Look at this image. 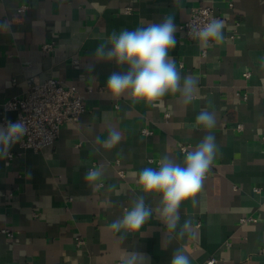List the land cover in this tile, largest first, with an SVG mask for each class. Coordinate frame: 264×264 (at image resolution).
<instances>
[{"label": "crops", "instance_id": "0c3cea01", "mask_svg": "<svg viewBox=\"0 0 264 264\" xmlns=\"http://www.w3.org/2000/svg\"><path fill=\"white\" fill-rule=\"evenodd\" d=\"M199 5L211 6L224 21L222 42L201 47L180 29ZM166 16L178 29L170 55L182 77L198 81L193 101L184 105L179 94L157 106L110 99L106 80L126 67L101 62L87 72L91 53L113 31ZM0 21L10 24L0 31V117H15L5 106L26 94L30 78L77 85L86 108L78 121L62 126L53 146L34 151L16 144L12 158L0 159V264H120L122 250L170 264L178 247L190 264L212 257L216 264H264V0H0ZM51 41L54 48L45 53L43 44ZM202 110L216 115L211 131L218 150L195 203L180 209L181 223L192 221V234L164 246V226L153 216L143 236L129 235L120 244L109 225L140 192L138 172L157 167L165 155L182 161L179 146L193 150L205 135L195 122ZM110 127L122 140L108 150L96 138L106 139ZM143 128L153 134L143 135ZM97 166L103 176L88 184L85 173ZM157 202L146 199L153 208ZM249 217L254 220L241 221Z\"/></svg>", "mask_w": 264, "mask_h": 264}, {"label": "clouds", "instance_id": "9594fccd", "mask_svg": "<svg viewBox=\"0 0 264 264\" xmlns=\"http://www.w3.org/2000/svg\"><path fill=\"white\" fill-rule=\"evenodd\" d=\"M173 2L178 5L180 0ZM188 27V34L199 41L201 47L206 48L209 42L219 43L225 38V24L220 19L204 23L193 21ZM9 30V22L0 21V31ZM177 30L174 17L166 16L160 23L148 21L146 26L133 31H113L91 53L85 71L94 72L101 62L126 67V70L114 71L108 76L104 93L110 99L127 96L134 102L157 106L164 96L179 94L182 103L188 105L194 99L198 81L191 75L182 77L175 59L170 55L177 45ZM195 122L205 131V135L193 150L186 152L182 161L165 155L160 158L157 167H144L138 172L140 192L122 215L109 225L120 244L129 235L143 236L142 229L153 216L158 217L164 226V246L192 234V221L186 218L181 223L180 209L189 200L195 203V197L203 187L205 175L218 150L216 137L211 131L217 125L215 113L202 110ZM28 133L29 128L23 120L0 125V159L7 158L12 147L21 143ZM121 140V132L110 127L107 138L101 140L98 136L96 143L110 150ZM102 176L103 171L97 166L87 170L84 180L88 184H95ZM148 197L158 201L155 208L146 203ZM120 264H151V258L146 253L122 250ZM170 264H190V258L178 247L172 254Z\"/></svg>", "mask_w": 264, "mask_h": 264}, {"label": "built area", "instance_id": "2783aa9c", "mask_svg": "<svg viewBox=\"0 0 264 264\" xmlns=\"http://www.w3.org/2000/svg\"><path fill=\"white\" fill-rule=\"evenodd\" d=\"M27 6H21L19 11H24ZM130 11V8L127 10ZM211 19H217L215 11L211 6L199 5L192 9L187 20L180 24V29L183 31L186 38L193 40L189 33V24L193 21L199 23L207 22ZM54 48V42L43 44V51L49 53ZM207 53L203 51L202 56ZM251 72L244 73L245 78H250ZM93 88H88L87 92H93ZM244 99H248V93L243 94ZM5 110L15 111L16 115L13 119L9 118L4 112L0 117V123L6 124L8 121L23 120L28 128L29 133L26 135L19 146L24 149H32L40 151L44 148L53 146L57 141L62 126L67 122H76L85 108V97L75 84H65L56 78H48L39 81L36 78L27 80V91L22 97H14L5 106ZM142 134L150 136L153 131L149 128H143ZM192 150L191 144H181L179 151L182 154ZM13 153L8 157L12 158ZM150 162H154V158H149ZM122 173V172H121ZM208 174L206 173L205 177ZM254 218H242L241 221H253ZM3 233L8 236H13L9 229H3ZM82 243V240H79ZM217 258H210L207 264H216Z\"/></svg>", "mask_w": 264, "mask_h": 264}]
</instances>
